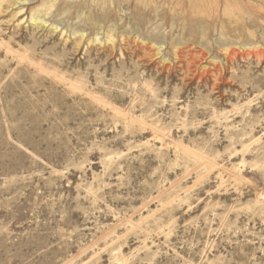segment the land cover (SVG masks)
Masks as SVG:
<instances>
[{"label":"rangeland","instance_id":"obj_1","mask_svg":"<svg viewBox=\"0 0 264 264\" xmlns=\"http://www.w3.org/2000/svg\"><path fill=\"white\" fill-rule=\"evenodd\" d=\"M237 2H2L0 264H264V4Z\"/></svg>","mask_w":264,"mask_h":264},{"label":"bare ground","instance_id":"obj_2","mask_svg":"<svg viewBox=\"0 0 264 264\" xmlns=\"http://www.w3.org/2000/svg\"><path fill=\"white\" fill-rule=\"evenodd\" d=\"M3 1L4 0H0V5L2 4ZM27 1H29V0H21L22 3L27 2ZM237 1L238 0H192L193 6H194L195 10L198 11V13H201L202 12L204 15H210L211 13H216L217 11H219V9L222 8L221 10H222L223 16H233V17H235L236 12L241 13V11H242L244 13V11L246 10V9L243 10L241 8V5H240L241 3L239 2L240 3L239 4ZM18 2L20 3V1H18ZM246 2L247 3H250V4H253V6L255 5L254 7L255 8H259V9H262L261 6L264 4V0H246ZM40 13H41V11H40ZM40 13L38 11H34L31 14V16H30L29 22L32 23L34 26H41V27L45 28V27H47L46 26L47 25V21H46L45 17L42 18V15ZM45 15H46V17L48 16L47 13ZM57 28L58 27H56V26H51L50 27V31L51 32H54V31L57 30ZM73 33L74 34H78L77 32H74V31H73ZM73 33L71 35H74ZM79 35H80L79 38L80 39H83L84 36L82 34H79ZM2 37H4V36H2ZM10 40H11V38H10ZM2 43L0 42V45L5 46L4 49H6V52L8 51L10 53V52H13L14 51V50H12V47H10L9 45H4V43L3 44ZM244 46H246V45H244ZM225 47L226 46L223 47V49H225L224 50L225 53L226 54L230 53L231 50H232L231 46L226 47V48ZM263 49H264V37H263L262 42L252 41V42H250V44H248L246 47L243 48V50H245V51H249L250 50L253 53L255 52V53H259V54L262 53V50ZM9 53H7V54L9 55ZM19 57H21L22 59L29 60L27 58V56H22L21 55ZM30 57H31V55H30Z\"/></svg>","mask_w":264,"mask_h":264}]
</instances>
